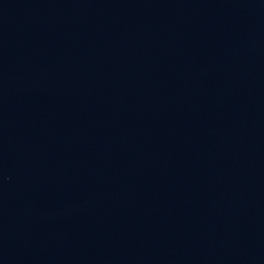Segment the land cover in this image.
Segmentation results:
<instances>
[{
    "label": "water",
    "instance_id": "water-1",
    "mask_svg": "<svg viewBox=\"0 0 264 264\" xmlns=\"http://www.w3.org/2000/svg\"><path fill=\"white\" fill-rule=\"evenodd\" d=\"M0 264H264V0H0Z\"/></svg>",
    "mask_w": 264,
    "mask_h": 264
}]
</instances>
